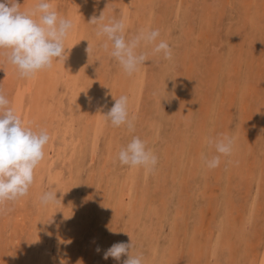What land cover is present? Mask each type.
I'll return each mask as SVG.
<instances>
[{
	"label": "bare ground",
	"instance_id": "bare-ground-1",
	"mask_svg": "<svg viewBox=\"0 0 264 264\" xmlns=\"http://www.w3.org/2000/svg\"><path fill=\"white\" fill-rule=\"evenodd\" d=\"M16 2L26 12L40 0ZM48 2L74 24L67 53L33 78L0 55V93L26 126L50 136L28 194L0 211V246L11 248L1 264H124L126 254L104 253L131 241L142 264H264V246H252L264 219V0ZM102 13L103 23L123 19L126 40L158 29L172 59L141 47L149 59L127 75L89 23ZM121 95L132 131L104 116ZM225 135L233 150L209 169L202 157L218 154L208 140ZM134 136L158 158L151 171L117 158ZM47 191L58 200L42 205ZM203 205L213 208L208 226Z\"/></svg>",
	"mask_w": 264,
	"mask_h": 264
},
{
	"label": "clouds",
	"instance_id": "clouds-1",
	"mask_svg": "<svg viewBox=\"0 0 264 264\" xmlns=\"http://www.w3.org/2000/svg\"><path fill=\"white\" fill-rule=\"evenodd\" d=\"M103 21L102 13L99 18L93 17L89 23L97 25L98 38L106 37L111 43L110 51L107 42L103 44V48L127 75L137 72L149 59V53L137 51L141 47L150 45L152 55H161L165 60L172 59V49L168 42L158 40V29H142L126 40L123 19L113 18L108 23ZM73 28V22L58 16L48 0H40L33 9L26 12L20 11L16 0H4L0 2V55L7 57V62L15 66L20 77L33 78L38 72L50 69L54 59L59 60L67 53L64 42ZM87 52L89 53V46ZM128 104L126 95L115 98L114 105L104 115L113 127L126 125L129 131L134 129V117L129 118ZM49 139L46 130L35 132L26 126L21 117L9 107V100L0 93V205H4L6 201L15 202L28 194L34 182V170L43 160V148ZM208 143L215 148L218 155L210 159L202 158L206 167L214 169L219 166L221 155L231 154L234 141L225 135L222 138H209ZM117 158L121 165L143 167L148 171L158 161L146 143L137 136L119 150ZM56 193H43L40 203H55L58 200ZM0 211L3 209L0 208ZM132 247V241L113 244L103 258L120 260L126 254L128 259L124 264H142V255L130 254L129 249Z\"/></svg>",
	"mask_w": 264,
	"mask_h": 264
},
{
	"label": "rangeland",
	"instance_id": "rangeland-1",
	"mask_svg": "<svg viewBox=\"0 0 264 264\" xmlns=\"http://www.w3.org/2000/svg\"><path fill=\"white\" fill-rule=\"evenodd\" d=\"M226 4V3H225ZM228 7H229V10H230V12L232 11L231 10V5H228ZM226 21V20H225ZM228 24V23H227ZM224 25V24H223ZM172 26H173V24H172ZM219 36H220V34H219ZM220 39V38H219ZM217 44L216 45H220L221 47H219L222 51L221 52H225L226 50H227V47H226V45H225V43L226 42H220V41H217L216 42ZM211 51H212V49H211ZM210 52V51H209ZM102 67V66H101ZM100 67V68H101ZM242 76V75H241ZM241 79V78H240ZM242 80V79H241ZM147 89V88H146ZM145 89V90H146ZM145 95H146V93H145ZM253 101L254 102H252V108H256L257 110L259 109V111H261V106H259V104H256V103H258V102H256V100L255 99H253ZM148 105V104H147ZM233 110V109H232ZM31 129L33 130V128L31 127ZM82 169H81V172H82V181L81 182H83V183H88L89 182V176H88V170H89V168L88 167H85V169H84V166H85V163L84 164H82ZM36 170H37V167H36V169L34 170V180L37 178V175H36ZM90 170H92V169H90ZM84 171V172H83ZM234 181V180H233ZM83 183L82 184H80V186L81 185H83ZM223 183H224V181H223ZM223 183H213V186H211V187H213L214 189H213V191L216 193V194H219L221 191H222V189H223ZM80 186L78 187V189L77 190H79V192L80 193H82V191H80ZM231 188L233 189V186H231ZM247 190L246 189H243L242 190V194H243V198H244V195H246V192ZM83 196L82 197H84L86 194H82ZM262 195H264V192L262 193ZM211 199H213V198H210V200ZM209 200V201H210ZM243 201L244 200H242L241 201V205L239 206V205H237V208L239 209V210H241L242 212H244V204H245V201H244V203H243ZM263 202H264V196H263ZM5 204L6 203H4V206L2 207V209L4 210L5 208H6V206H5ZM0 207H1V205H0ZM202 208V209H201ZM200 208V210L201 211H203V216L205 217V219L203 220L204 221V223H205V225H209L210 224V222L212 221V217H213V215H214V213H213V208H211V206L210 205H207V207H206V205L204 206H202ZM208 208V209H207ZM242 212H241V214H242ZM246 212V211H245ZM244 212V213H245ZM241 214H240V216H241ZM196 216H197V214H196ZM12 219V218H11ZM201 223V222H200ZM203 223V222H202ZM201 223V224H202ZM204 223L202 224V226H204ZM258 223H260L259 224V227H258V229H259V231H260V235L258 236V237H256V238H258L259 239V241L261 240L262 241V239L264 238V219H262V220H260ZM13 224V223H12ZM254 239L253 241V243H252V246L254 247L253 248V250H257V248H261V247H263L264 246V244L263 245H258V239ZM264 241V240H263ZM8 248L9 247H4V246H0V258L2 259V260H0V264L2 263V261H4L5 262V257H4V255H5V251L6 250H8ZM21 248V247H20ZM11 248H9V250H10ZM22 249V248H21ZM262 250H263V248H262ZM7 263V262H6ZM7 264H9V263H7Z\"/></svg>",
	"mask_w": 264,
	"mask_h": 264
}]
</instances>
